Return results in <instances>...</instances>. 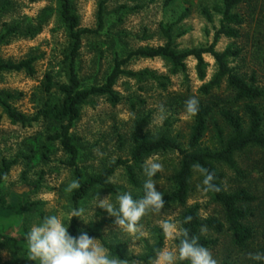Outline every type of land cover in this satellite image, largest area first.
Listing matches in <instances>:
<instances>
[{
  "label": "rangeland",
  "instance_id": "1",
  "mask_svg": "<svg viewBox=\"0 0 264 264\" xmlns=\"http://www.w3.org/2000/svg\"><path fill=\"white\" fill-rule=\"evenodd\" d=\"M3 1V0H0ZM6 10L0 14V30L3 23L23 22L35 25L39 21L40 30L33 37H14L0 48V57L4 60L19 61L35 56V73L28 75L24 71L1 72L0 92L12 95L11 105L26 115L32 116L46 100L42 90L45 73L49 72L56 81H63L60 60L67 44V36L58 15L56 0H6ZM79 23L82 28L97 26V7L101 0H73ZM110 0L105 5L104 25L95 33L83 37L77 69L84 85L100 84L113 66L116 54L124 57L129 51L143 46L163 44L165 38L160 24H170L186 11L182 21L171 30L176 48L185 50L207 46L219 26L220 14L214 7H220V0ZM206 7L210 17L203 14ZM235 12L242 19L236 26L237 38L219 37L215 49L224 50L227 46L238 49L236 57L229 59V65L250 82L255 78V85L264 89V0H242ZM206 76L200 80L196 75L195 60H186V71L171 73L167 63L161 58H134L123 68L128 71L148 69L167 79H145L122 75L115 83L114 90L121 96V101L111 104L105 97H95L85 103L79 119L71 129L74 141L79 147V165L87 174L99 172L103 167L118 158H128L133 146L132 134L139 122L138 136H152L162 132L186 142L192 118L184 109L176 93L190 88L194 97L200 86L209 81L216 70L213 58L204 55ZM164 84V88L161 86ZM222 84L219 92H223ZM55 96L50 99L54 100ZM264 106V99L261 101ZM242 114V112H241ZM50 125L43 120L30 126L11 123L0 107V162L2 159L15 160L8 175L0 184V233L18 235L22 226L29 231L44 216L50 214L67 215L72 210L68 195L64 189L70 182V171L62 163L66 156L55 143L48 158L41 156L45 136ZM209 130L204 145H212L216 139ZM262 154L256 148L245 150L236 155L238 168L242 175H237L225 165L222 183L226 190L244 186L256 196L249 223L254 232L250 248L257 251L264 245V168ZM161 163L162 168L152 177L158 191L163 194L172 189L170 176L177 163L175 152L158 153L146 158ZM143 163V167L145 164ZM144 184L148 179L144 170L139 173ZM111 181L123 186L128 192L143 193L134 189L127 181L124 169L119 167ZM100 198L108 196L110 202L115 197L103 189H94L79 208L86 210L85 223L77 217L78 227L101 224L106 239L123 250L126 259L122 264H155V254L150 259L145 257L155 245L158 236L162 237L161 249L174 250L176 240L181 234L180 216L185 207L198 204L201 217H222L221 207L214 202L204 189L199 171L192 178V190L186 206H164L158 211L149 210L138 222L137 231L128 232L115 224L107 214L99 212L94 206L95 194ZM36 203L32 213L23 216L22 207L26 203ZM167 222L173 226L174 234L169 235L162 225ZM209 236L217 242L208 248L212 257L219 264L228 254L230 243L226 234L210 232ZM12 257L11 252L0 246V264ZM237 264H251L243 255L236 253ZM128 258V259H127Z\"/></svg>",
  "mask_w": 264,
  "mask_h": 264
},
{
  "label": "trees",
  "instance_id": "2",
  "mask_svg": "<svg viewBox=\"0 0 264 264\" xmlns=\"http://www.w3.org/2000/svg\"><path fill=\"white\" fill-rule=\"evenodd\" d=\"M56 1L58 4L57 15L67 36V44L60 60L61 71L64 75L63 81H56L51 73H45L41 86L47 97L32 116L15 109L10 102L12 95L8 92H0V107L11 123L30 126L35 121L43 120L50 125V130L45 136V143L41 145L44 150L41 156L47 159L55 143L66 156L62 163L70 171L69 184L72 181L79 183L78 188L69 190L68 184L64 189L72 209H78L94 189L106 190L115 198L118 193L127 191L123 186L111 181V177L119 167L124 169L129 184L143 193V184L139 173L143 171L145 159L158 153L176 152L178 160L170 176L173 187L171 191L164 193L163 207L170 205L185 207L192 190L193 175L195 171H199L204 189L211 199L220 205L223 217H201L198 204L185 207L180 216L181 234L176 240L177 247L185 230L189 237L197 238L199 244L207 249L217 242L209 236L210 232L226 234L230 250L219 264H237L238 257H233L236 253L245 256L251 264H264V259H254L257 254L264 256V245L257 251L250 248L254 232L248 221L253 212L252 204L256 201V196L244 186L226 190L222 183L223 172L219 169L221 165H225L237 175H242L238 168L236 155L252 148L261 152V163L264 168V106L261 105V101L264 99V89L254 84L253 76L250 77L249 82L229 65V59L238 55V49L232 46H227L222 51L215 49L219 37L237 38L239 36L240 33L236 26L241 24L242 19L235 9L242 0H220L221 6L213 8L221 17L209 45L185 50L176 48L171 30L186 16L187 12L183 11L174 22L166 25L160 24L161 33L165 38L163 44L138 47L129 51L124 57L116 54L113 58V66L103 82L89 85L82 83L78 73L79 51L84 36L95 34L102 29L105 5L110 0L99 2L95 28L80 26L73 0ZM169 1L166 0L165 5ZM6 5H8L6 0L0 1V14L6 10ZM202 12L210 17L206 7L202 9ZM3 25V29L0 30V48L14 37L31 38L41 28L39 21L35 25L23 22L3 23ZM206 54L213 58L216 70L210 80L203 83L198 89L199 96L194 97L190 88L175 94L192 118L186 142H182L177 136L173 137L166 132L139 137L140 123L137 122L132 134L133 146L128 158H118L94 174H87L82 170L78 162L79 147L74 141L71 129L79 119L83 105L95 97H105L111 104L120 102L122 98L114 90V85L122 75L137 78L139 81L167 79L166 76L158 75L148 69L125 70L123 67L130 60L161 58L169 66L170 72L175 74L185 72L186 60L193 58L196 62V75L200 80H203L206 76L207 64L204 60ZM35 60V56H29L19 61L4 60L0 57V73L24 71L31 76L35 73ZM222 84H225L226 88L223 92H219ZM161 86L164 88L162 82ZM51 96H55L54 100L50 99ZM192 100L196 102L194 112L188 110V102ZM209 130L213 132L212 138L216 139V142L211 146L204 145V139ZM14 162L15 160H1L0 184L8 175ZM132 195L135 199L140 198L137 194ZM35 204L30 202L24 204L22 207L23 216H29L32 213V206ZM99 212L109 215L103 209H100ZM110 217L115 219L113 216ZM68 231L72 235L86 231L90 236L100 240L114 257L126 259L123 250L106 239L100 223L80 228L77 217H73ZM27 232L28 229L22 226L18 235L0 233V246L9 250L12 255L9 260L1 264H38L37 261L29 257L26 251ZM162 245V237L158 236L150 252L141 259L152 258ZM177 264H190V262L178 261Z\"/></svg>",
  "mask_w": 264,
  "mask_h": 264
},
{
  "label": "clouds",
  "instance_id": "3",
  "mask_svg": "<svg viewBox=\"0 0 264 264\" xmlns=\"http://www.w3.org/2000/svg\"><path fill=\"white\" fill-rule=\"evenodd\" d=\"M195 101L188 102V110L195 111ZM162 168L161 163L145 161L143 170L148 177L143 184V196L135 199L130 192H120L116 195L115 202H110L108 196L100 198L95 194L94 206L105 210L110 216L115 217V224L123 227L130 233L137 231L138 222L147 211L160 210L165 201L163 193L158 191L152 181ZM69 190L79 187L78 181L69 184ZM85 208L72 209L67 215L50 214L44 216L38 223L33 224L26 234V251L29 257L38 264H122L118 257H114L108 248L97 238L86 231L72 235L68 231L73 217H79L89 223L84 216ZM163 230L174 234L173 226L165 222ZM254 259H264L257 254ZM178 261H188L190 264H216L210 251L200 245L198 239L189 237L187 231L179 240L178 247L174 250L158 249L155 252V264H177Z\"/></svg>",
  "mask_w": 264,
  "mask_h": 264
}]
</instances>
